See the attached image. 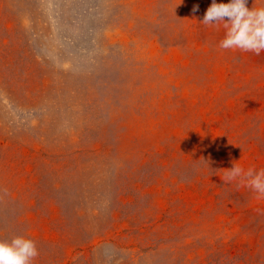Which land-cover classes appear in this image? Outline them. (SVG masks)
Listing matches in <instances>:
<instances>
[{"label":"rangeland","instance_id":"1","mask_svg":"<svg viewBox=\"0 0 264 264\" xmlns=\"http://www.w3.org/2000/svg\"><path fill=\"white\" fill-rule=\"evenodd\" d=\"M211 3L0 0V240L33 264H264V198L223 182L264 169V51L220 49Z\"/></svg>","mask_w":264,"mask_h":264},{"label":"clouds","instance_id":"2","mask_svg":"<svg viewBox=\"0 0 264 264\" xmlns=\"http://www.w3.org/2000/svg\"><path fill=\"white\" fill-rule=\"evenodd\" d=\"M247 0H212L207 8L202 24L217 25L222 22L224 38L218 47L223 50H240L260 55L264 51V6L249 8ZM195 6L193 11H198ZM223 182L230 184L238 181V187L252 189L257 199L264 198V169L245 170L237 163L225 169ZM38 249L33 239L22 235L13 236L10 240H0V264H33L38 256Z\"/></svg>","mask_w":264,"mask_h":264}]
</instances>
